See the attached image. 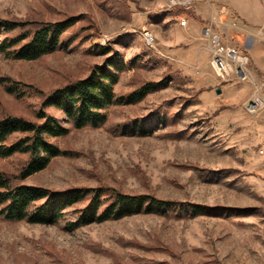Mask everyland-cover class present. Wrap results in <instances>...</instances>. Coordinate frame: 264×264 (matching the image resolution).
Masks as SVG:
<instances>
[{
  "label": "rangeland",
  "instance_id": "rangeland-1",
  "mask_svg": "<svg viewBox=\"0 0 264 264\" xmlns=\"http://www.w3.org/2000/svg\"><path fill=\"white\" fill-rule=\"evenodd\" d=\"M164 15L186 30L178 49L166 47ZM69 16L78 17L64 34L75 38L71 45L36 60L0 52V117L35 120L46 94L111 56L101 54V46L123 59L117 95L148 81L156 88L139 102L110 105L98 126L76 128L48 108L70 129L51 139L65 154L25 179L17 178L28 159L24 153L0 158V171L17 183L112 187L210 212L135 213L76 228L75 208L83 203L53 224L0 215V264H264V0H197L189 8L170 7L168 0H0V20ZM207 26L247 57L246 80L217 74ZM145 29L155 45L146 42ZM103 35L111 40L102 43ZM7 83L25 91L10 92ZM254 97L261 103L251 113L247 105ZM147 117V135L125 132L129 121Z\"/></svg>",
  "mask_w": 264,
  "mask_h": 264
},
{
  "label": "trees",
  "instance_id": "trees-1",
  "mask_svg": "<svg viewBox=\"0 0 264 264\" xmlns=\"http://www.w3.org/2000/svg\"><path fill=\"white\" fill-rule=\"evenodd\" d=\"M77 20V16L54 22L1 19L0 52L16 59H39L74 42V37H64V34ZM98 50L103 55L112 53L103 63H96L87 76L67 82L46 94L41 108L35 113V120L18 115L0 117V158L17 153L28 155L18 179L43 170L52 158L65 154L51 139L66 135L70 129L62 119L49 113L48 108L61 111L65 122L76 128L98 126L106 120L105 110L110 105L139 102L156 88L157 83L148 81L127 94L117 95L115 85L124 69L123 59L112 47L101 46ZM7 89L19 94L25 91L20 83H7ZM149 119L151 117L129 121L124 127L125 132L147 135L150 132L147 126ZM80 203L83 205L75 208L77 220L71 223L73 228L135 213L168 216L175 212L181 216H196L210 212L209 207L200 204L160 199L146 193H124L112 187L53 189L17 183L12 176L0 171V215L8 220L53 224L64 216L66 210Z\"/></svg>",
  "mask_w": 264,
  "mask_h": 264
},
{
  "label": "built area",
  "instance_id": "built-area-1",
  "mask_svg": "<svg viewBox=\"0 0 264 264\" xmlns=\"http://www.w3.org/2000/svg\"><path fill=\"white\" fill-rule=\"evenodd\" d=\"M197 0H168L169 6L179 8H189ZM186 24V20L184 19ZM149 35L148 30H145ZM205 34L210 37V48L212 53V64L217 74L225 80L230 79L235 74L239 79L246 80L248 77V69L246 66L247 57L242 55L239 49L223 42L221 34L213 32L212 27L205 28ZM259 34L264 36V26L259 30ZM102 40L110 41V36H101ZM150 45H155L153 37L149 36ZM261 99L258 101L256 97L248 102L247 108L251 113H255L260 106ZM259 152L264 154V138L259 147Z\"/></svg>",
  "mask_w": 264,
  "mask_h": 264
},
{
  "label": "crops",
  "instance_id": "crops-1",
  "mask_svg": "<svg viewBox=\"0 0 264 264\" xmlns=\"http://www.w3.org/2000/svg\"><path fill=\"white\" fill-rule=\"evenodd\" d=\"M172 18H173V16L164 15V16H162L160 23H161V26H163V28H165L169 32V35H170L169 40H167V46L166 47L170 48V49H178L177 42L180 41L181 37L186 36V33H185L186 30L184 29V27L179 22L173 21ZM235 34L237 36L242 35L239 31L236 32ZM191 35L194 37L193 34H191ZM203 49H204V45H199L200 54H202ZM205 52L207 54L206 56H208L209 51L206 49ZM202 56L203 55H201V59L203 58Z\"/></svg>",
  "mask_w": 264,
  "mask_h": 264
},
{
  "label": "bare ground",
  "instance_id": "bare-ground-1",
  "mask_svg": "<svg viewBox=\"0 0 264 264\" xmlns=\"http://www.w3.org/2000/svg\"><path fill=\"white\" fill-rule=\"evenodd\" d=\"M170 7H174V6H170ZM182 24H185L184 20L182 21ZM145 30H146V29H145ZM148 33H149V35H147V32H146V31L143 32L144 37H145V39H146V42H147L148 44H150L149 36L154 38V34H153V32H151V31H149V30H148ZM105 36H107V35H105ZM104 42H106V40H102V43H104ZM256 98L258 99V101H260V99H259L258 97H256Z\"/></svg>",
  "mask_w": 264,
  "mask_h": 264
},
{
  "label": "water",
  "instance_id": "water-1",
  "mask_svg": "<svg viewBox=\"0 0 264 264\" xmlns=\"http://www.w3.org/2000/svg\"><path fill=\"white\" fill-rule=\"evenodd\" d=\"M217 92H221V88H218V89H217Z\"/></svg>",
  "mask_w": 264,
  "mask_h": 264
}]
</instances>
